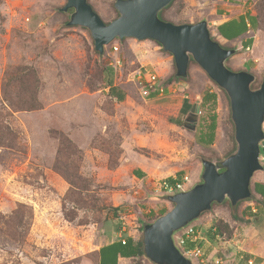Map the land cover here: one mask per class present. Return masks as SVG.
<instances>
[{
	"label": "rangeland",
	"instance_id": "rangeland-1",
	"mask_svg": "<svg viewBox=\"0 0 264 264\" xmlns=\"http://www.w3.org/2000/svg\"><path fill=\"white\" fill-rule=\"evenodd\" d=\"M113 1L89 3L108 23L117 16ZM65 3L0 0V264H97L101 243L119 234L142 240L143 226L173 208L159 181L181 173L188 190L201 181L202 160L220 162L236 149L229 98L196 63L190 61L186 80L176 79L172 56L148 39L126 38L117 52L106 46L99 55L87 29L66 24L59 10ZM254 8L257 48L238 49L227 65L253 73L257 88L264 77V0ZM213 10V0H174L160 18L196 23ZM116 58L122 67L112 78L122 101L104 82ZM142 65L169 90L143 97L127 81ZM206 92L217 95L208 146L197 140L202 115L185 121L179 114L186 100L200 108ZM255 182L264 184V169L235 211L225 201L189 223L212 240L201 248L206 262L246 264L243 254L264 264V202ZM131 264L154 263L139 255Z\"/></svg>",
	"mask_w": 264,
	"mask_h": 264
},
{
	"label": "water",
	"instance_id": "water-1",
	"mask_svg": "<svg viewBox=\"0 0 264 264\" xmlns=\"http://www.w3.org/2000/svg\"><path fill=\"white\" fill-rule=\"evenodd\" d=\"M174 0H114L117 16L105 23L89 0H66L59 10L68 15V26L87 29L94 50L102 55L113 41L126 38L152 40L172 56L174 76L186 78L192 60L229 98L234 125L235 151L220 162L202 160L201 181L190 189L168 196L173 208L145 224L142 247L154 264H193L176 247L173 234L211 210L214 203L228 201L235 206L252 196L251 178L263 170L259 143L264 138V77L257 88L256 76L245 70L234 71L227 61L238 50L222 47L212 38L207 21L174 24L160 13ZM192 107L185 118L197 115Z\"/></svg>",
	"mask_w": 264,
	"mask_h": 264
},
{
	"label": "crops",
	"instance_id": "crops-1",
	"mask_svg": "<svg viewBox=\"0 0 264 264\" xmlns=\"http://www.w3.org/2000/svg\"><path fill=\"white\" fill-rule=\"evenodd\" d=\"M213 2L214 10L206 21L210 32L215 36L216 40L222 45L236 47L237 49L248 47L249 50L247 51H254L257 48L256 39L260 31L258 11L254 8L256 0H213ZM238 33L240 34L238 35ZM235 35L237 36L235 37ZM137 173L140 175L139 178L145 176L143 169H137ZM211 209H215V207ZM247 209L259 208L247 207ZM195 229L198 232L201 230V228L198 230L197 227ZM123 238H126V236L119 234L117 237L101 243L96 249L97 264H131L132 260L137 256H124L127 249L122 243ZM131 238L136 242L134 237ZM201 238L194 240L187 237L185 244L194 243L193 247L200 246L202 249L204 245H211V239H206L203 236ZM241 255L245 259H255L249 256L246 258V255L243 254L239 255L240 258H242ZM216 258L221 259V257Z\"/></svg>",
	"mask_w": 264,
	"mask_h": 264
},
{
	"label": "built area",
	"instance_id": "built-area-1",
	"mask_svg": "<svg viewBox=\"0 0 264 264\" xmlns=\"http://www.w3.org/2000/svg\"><path fill=\"white\" fill-rule=\"evenodd\" d=\"M118 48V40H115L110 45H108V49L112 50V52H117ZM245 50L247 51L249 48L246 47ZM110 66L113 73H116V71L122 67L121 60L119 58L114 59ZM127 81L134 83L138 87L139 92L143 97H158L169 90L168 87L166 89L167 85L156 73L147 69L143 65L130 73ZM201 114L202 111L198 108L197 115ZM262 130L264 133V122L262 123ZM259 148L260 159L264 162V138L260 141ZM187 182H189V179L183 177L180 181H176L172 184L166 179H162L159 181V187L168 194H174L180 191H185V185ZM201 236L202 235H200V233L195 229V225L192 223L187 224L184 226V228L176 231L173 234V241L181 253L190 259L193 264H222V260L220 258L211 259L210 261L206 262L207 258L205 257V254L200 246H195L191 249L184 248L187 237L196 240L201 238ZM122 243H125V238H123ZM253 262L254 261L252 259H247V264H253Z\"/></svg>",
	"mask_w": 264,
	"mask_h": 264
},
{
	"label": "trees",
	"instance_id": "trees-1",
	"mask_svg": "<svg viewBox=\"0 0 264 264\" xmlns=\"http://www.w3.org/2000/svg\"><path fill=\"white\" fill-rule=\"evenodd\" d=\"M243 31H244V29H243ZM239 34L240 33H238V35ZM236 36L237 35H235V37ZM105 70H106V76H105L104 82H106V84L109 87L110 95L118 101L124 100V98H125L124 92L119 87H117L113 84L112 69L109 67H105ZM173 77L176 78L175 76H173ZM187 77L183 78L181 80H186ZM176 79H180V78H176ZM216 106H217V95H216V93L206 92L201 97L199 109L202 111V114H201L202 116H200L201 120L199 122V133L197 136V140L199 143H201L203 145L208 146V145H211L213 143L214 136H215V129H216V121H217ZM191 108H192V105L189 104L187 102V100L183 101L182 106L179 110L180 116L188 117V114H189ZM181 179H182L181 173H178L177 176L173 179H172V177L166 178V180L171 184L175 183L176 181H180ZM253 189H254V192L256 194H258L264 202V184L259 183V182H255L253 184ZM224 202L225 201H223L222 203H224ZM239 202H241V201H239ZM222 203H220V204H222ZM238 203H237V205H238ZM215 205H219V204L214 203L213 206H215ZM237 205L231 206L230 203L228 204L229 209H232L233 211H235L234 209H236ZM165 212H166V210H162V212L159 215H162ZM233 218L236 219L237 217L235 215H233ZM211 232L213 235L216 234L215 228H213V230H211ZM124 245H125V248L127 249V251L124 253V256L136 257L139 255H144L141 239L134 242L131 237H126ZM193 246H194V243H189V244L186 243L184 248L185 249H191V248H193ZM247 256L248 255H246V258H247ZM245 261L247 263V259H245Z\"/></svg>",
	"mask_w": 264,
	"mask_h": 264
}]
</instances>
